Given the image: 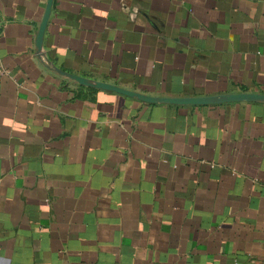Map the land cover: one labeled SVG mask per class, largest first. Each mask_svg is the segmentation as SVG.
<instances>
[{"label":"crops","instance_id":"1","mask_svg":"<svg viewBox=\"0 0 264 264\" xmlns=\"http://www.w3.org/2000/svg\"><path fill=\"white\" fill-rule=\"evenodd\" d=\"M0 0V264H264V0Z\"/></svg>","mask_w":264,"mask_h":264},{"label":"water","instance_id":"2","mask_svg":"<svg viewBox=\"0 0 264 264\" xmlns=\"http://www.w3.org/2000/svg\"><path fill=\"white\" fill-rule=\"evenodd\" d=\"M52 0H47L45 10L39 25V30L36 37V49L38 53L42 52V40L43 33L47 24V20L51 11ZM60 73L76 80L80 84L113 90L131 97H136L140 100L149 101V102H169V103H192V104H213L229 101H264V94L257 93H247L240 92L234 94H221L214 96H195V97H153L132 90L122 88L107 82H101L97 80H92L88 78H81L80 76L63 72L58 70Z\"/></svg>","mask_w":264,"mask_h":264},{"label":"built area","instance_id":"3","mask_svg":"<svg viewBox=\"0 0 264 264\" xmlns=\"http://www.w3.org/2000/svg\"><path fill=\"white\" fill-rule=\"evenodd\" d=\"M0 29H1V23H0ZM0 72H1V70H0Z\"/></svg>","mask_w":264,"mask_h":264}]
</instances>
